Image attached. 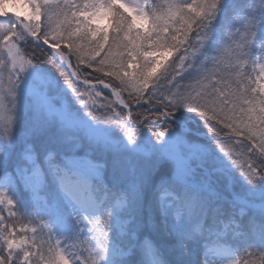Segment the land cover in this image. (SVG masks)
Instances as JSON below:
<instances>
[{
  "label": "snow or ice",
  "instance_id": "1",
  "mask_svg": "<svg viewBox=\"0 0 264 264\" xmlns=\"http://www.w3.org/2000/svg\"><path fill=\"white\" fill-rule=\"evenodd\" d=\"M24 4L0 0V264H264V0Z\"/></svg>",
  "mask_w": 264,
  "mask_h": 264
},
{
  "label": "rangeland",
  "instance_id": "2",
  "mask_svg": "<svg viewBox=\"0 0 264 264\" xmlns=\"http://www.w3.org/2000/svg\"><path fill=\"white\" fill-rule=\"evenodd\" d=\"M2 6L9 14H19L21 16H24L29 12L28 7L24 4V0H3ZM0 19H3V17H0ZM105 90L110 93L109 89H105ZM113 98L116 100L114 96ZM3 214L7 217V210ZM5 222L10 225L14 224L17 228L23 227L27 223L26 220H18L15 217L11 219L6 218ZM28 234L31 235V233Z\"/></svg>",
  "mask_w": 264,
  "mask_h": 264
},
{
  "label": "trees",
  "instance_id": "3",
  "mask_svg": "<svg viewBox=\"0 0 264 264\" xmlns=\"http://www.w3.org/2000/svg\"><path fill=\"white\" fill-rule=\"evenodd\" d=\"M63 47V46H62ZM26 51H28L29 54H32L33 51H35V54L38 55V56H41L43 58V60L49 65L51 66V62H50V58H49V55H48V51H45L44 49H33V46L31 44L28 45ZM73 64L75 65V61H74V58H73ZM91 72V69H83L82 71V75L85 77V78H88V79H92L93 82H95L94 80V77L99 75V74H93L92 76H88V73ZM67 76V74H65ZM104 91V96H105V100L103 101V103H108V102H115L116 100L113 98V96L111 95V93H109L108 91L106 90H103ZM125 95V98H127V93L124 94ZM114 106L119 109L120 105L118 103H114ZM131 107L135 110L138 106L135 105L134 103L131 104Z\"/></svg>",
  "mask_w": 264,
  "mask_h": 264
}]
</instances>
